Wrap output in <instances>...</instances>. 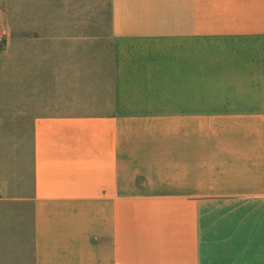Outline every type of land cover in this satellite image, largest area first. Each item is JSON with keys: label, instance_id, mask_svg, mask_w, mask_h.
Instances as JSON below:
<instances>
[{"label": "crops", "instance_id": "1", "mask_svg": "<svg viewBox=\"0 0 264 264\" xmlns=\"http://www.w3.org/2000/svg\"><path fill=\"white\" fill-rule=\"evenodd\" d=\"M0 39V264H117L166 139L172 264H264V0H0Z\"/></svg>", "mask_w": 264, "mask_h": 264}, {"label": "rangeland", "instance_id": "2", "mask_svg": "<svg viewBox=\"0 0 264 264\" xmlns=\"http://www.w3.org/2000/svg\"><path fill=\"white\" fill-rule=\"evenodd\" d=\"M19 46L28 45H15L16 50ZM0 48L11 51L14 45ZM100 51L108 55L109 45H100ZM168 131H171V125H166ZM165 148L164 164H157L151 157L145 163L147 157L141 154L142 150L134 149L132 171L127 173L130 178H118L117 264L173 263L171 139H166ZM123 166L128 167V161Z\"/></svg>", "mask_w": 264, "mask_h": 264}, {"label": "built area", "instance_id": "3", "mask_svg": "<svg viewBox=\"0 0 264 264\" xmlns=\"http://www.w3.org/2000/svg\"><path fill=\"white\" fill-rule=\"evenodd\" d=\"M2 45V40L0 39V46Z\"/></svg>", "mask_w": 264, "mask_h": 264}]
</instances>
